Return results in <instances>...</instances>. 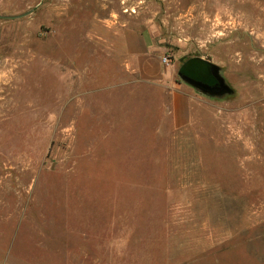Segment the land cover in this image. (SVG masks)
<instances>
[{
	"label": "rangeland",
	"instance_id": "obj_1",
	"mask_svg": "<svg viewBox=\"0 0 264 264\" xmlns=\"http://www.w3.org/2000/svg\"><path fill=\"white\" fill-rule=\"evenodd\" d=\"M32 9L0 18V264H264V0H0ZM127 28L191 87L187 126Z\"/></svg>",
	"mask_w": 264,
	"mask_h": 264
},
{
	"label": "crops",
	"instance_id": "obj_2",
	"mask_svg": "<svg viewBox=\"0 0 264 264\" xmlns=\"http://www.w3.org/2000/svg\"><path fill=\"white\" fill-rule=\"evenodd\" d=\"M120 36L127 56L126 66L170 94L165 113L171 114L176 128L190 124L194 98L191 87L175 80V69L162 63L160 53L153 49L145 34L127 28Z\"/></svg>",
	"mask_w": 264,
	"mask_h": 264
},
{
	"label": "water",
	"instance_id": "obj_3",
	"mask_svg": "<svg viewBox=\"0 0 264 264\" xmlns=\"http://www.w3.org/2000/svg\"><path fill=\"white\" fill-rule=\"evenodd\" d=\"M34 9L29 10L23 14L20 15H0V18H20L22 16H26L30 13H32ZM211 72H212V79L208 81V78L204 75L199 76L201 79H192L187 75L182 74L181 72H178L179 76L189 85L193 86L194 88L198 89L199 91L203 93H207L210 95H216V94H222L229 90L228 85L225 83L224 78L220 74V68L215 63H211ZM204 79H207L204 80ZM210 79V78H209ZM214 82V85L212 84Z\"/></svg>",
	"mask_w": 264,
	"mask_h": 264
},
{
	"label": "flooded vegetation",
	"instance_id": "obj_4",
	"mask_svg": "<svg viewBox=\"0 0 264 264\" xmlns=\"http://www.w3.org/2000/svg\"><path fill=\"white\" fill-rule=\"evenodd\" d=\"M211 63L213 62L210 59L200 55H185L180 59L178 72L192 79H201L199 76L204 75L210 81L212 79ZM204 80L207 81V79ZM212 84L214 85V82Z\"/></svg>",
	"mask_w": 264,
	"mask_h": 264
},
{
	"label": "built area",
	"instance_id": "obj_5",
	"mask_svg": "<svg viewBox=\"0 0 264 264\" xmlns=\"http://www.w3.org/2000/svg\"><path fill=\"white\" fill-rule=\"evenodd\" d=\"M161 61H162L163 64L169 65L171 60H170L169 57L164 56Z\"/></svg>",
	"mask_w": 264,
	"mask_h": 264
}]
</instances>
